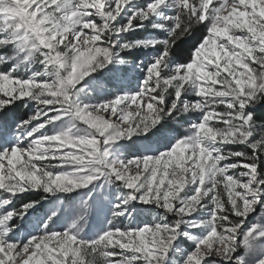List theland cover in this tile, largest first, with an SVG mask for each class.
<instances>
[{"label": "snow or ice", "instance_id": "snow-or-ice-1", "mask_svg": "<svg viewBox=\"0 0 264 264\" xmlns=\"http://www.w3.org/2000/svg\"><path fill=\"white\" fill-rule=\"evenodd\" d=\"M125 64L134 91L86 102ZM4 68L0 112L33 110L6 135L0 119V264H264V0H0ZM25 192L81 196L62 230L53 212L32 233L41 200L9 208Z\"/></svg>", "mask_w": 264, "mask_h": 264}, {"label": "rangeland", "instance_id": "rangeland-1", "mask_svg": "<svg viewBox=\"0 0 264 264\" xmlns=\"http://www.w3.org/2000/svg\"><path fill=\"white\" fill-rule=\"evenodd\" d=\"M142 3L146 2V0H141ZM150 33L144 30H141L137 33H129V39H142L145 36L149 35ZM144 51L143 49L134 50L131 53H121V56L131 62L133 65L141 59H144ZM0 70H6L0 69ZM111 70V71H110ZM23 75H27V73H21ZM97 79L103 81L105 87L103 89H98L95 91L90 99L86 102L95 103L98 100L104 99L107 96L112 95L113 91L119 90L123 91H134L137 88L139 81L142 79L143 74L137 69L133 71L131 67L127 64L119 65L113 67L109 65V68L104 69L101 73H96ZM23 100H18L14 104L10 106V108L5 109V112H0V119H4L7 122L6 132L3 135L11 132L12 129L15 127V124L18 120L27 119L28 116L32 114L33 105L28 104ZM15 108H19L17 112L14 110ZM13 110V111H12ZM27 112L28 116L26 118H22L21 113ZM15 113V114H14ZM192 119L197 118V114H191ZM182 131V130H178ZM3 135H0V140L3 139ZM133 139H137L133 137ZM123 143V142H122ZM127 147L124 149L125 155H133L138 154L139 146L133 144L132 141H128ZM87 192V190H84ZM30 193H39V192H25L23 195L16 197L13 200V203L9 205V208H16L21 209L16 206V201L20 197H25ZM43 194V193H42ZM44 195V194H43ZM81 194L79 192H74L70 194V196H64L62 199H58L56 196H51L45 200L43 204H37L35 208L30 210V215L25 218L24 221H20L21 229L26 232L36 233L38 231L37 225L43 221L47 220L49 216H52L53 212H56V216L53 217L55 220V225H53L56 230L60 231L63 229V226L68 218L72 215V209L74 205L78 202ZM115 196V189L109 191V198L114 199ZM140 207H150V206H140ZM106 209L101 206H97L92 216L89 217V227L85 229L84 238L90 239L93 238L96 233L103 230L106 220ZM152 215L149 213H144L142 215H138L136 217V224L143 225L145 223H151ZM252 222L255 223V213L252 217ZM133 227L135 225H132ZM18 229V231H21ZM185 248L190 246V241H185L184 245ZM242 254V253H241ZM258 258L257 255H250L248 257L249 264H255L256 259Z\"/></svg>", "mask_w": 264, "mask_h": 264}, {"label": "trees", "instance_id": "trees-1", "mask_svg": "<svg viewBox=\"0 0 264 264\" xmlns=\"http://www.w3.org/2000/svg\"><path fill=\"white\" fill-rule=\"evenodd\" d=\"M202 34H203V28L202 27H201V29H198L195 32V36L197 39H199L202 36ZM193 42L194 41L189 40L188 43L182 45V48L186 50L188 47H191V44ZM18 109L19 108H15L14 110L19 112ZM261 110L264 111V106L261 107ZM21 116H22V118H26L28 116V114H27V112H23V113H21ZM42 196H44L42 193H30V194L26 195L25 197L23 196V197L18 198L16 201V206L18 208H22L24 205L28 204L31 201L41 200ZM45 200H47V199L41 200V202L39 204H43L45 202Z\"/></svg>", "mask_w": 264, "mask_h": 264}]
</instances>
